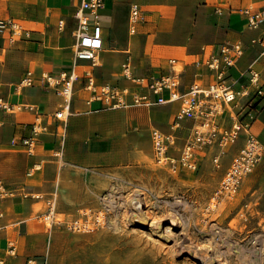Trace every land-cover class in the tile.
Here are the masks:
<instances>
[{
	"label": "crops",
	"instance_id": "1",
	"mask_svg": "<svg viewBox=\"0 0 264 264\" xmlns=\"http://www.w3.org/2000/svg\"><path fill=\"white\" fill-rule=\"evenodd\" d=\"M81 2L82 0H0V17L16 18L32 31L30 37L24 36L16 42L10 41L7 31L0 38V97L16 105L13 111L0 108V182H4L7 188V194L0 195V260L4 264H27L29 259H37L40 264L44 261L51 264L54 225L49 227L42 224L43 212L37 211L35 205L43 199L36 198L35 195H54L58 201L62 193L63 199L66 198L69 192L60 187L61 183L57 179L59 175L66 170H73L86 177L89 174L87 169L106 162L107 152H116L122 138L131 137L135 141V138L144 134L137 130L129 132L122 126L119 132H109L113 127L117 129L116 115L130 114V106L112 108L98 100L89 102L90 92L83 88L81 82L76 84L72 114L65 125V122L55 118L63 103V97L56 88L38 81L33 86L16 90L24 72L33 70L37 74L48 72L58 75L63 70H72L76 65V69L80 71L92 70L99 82H111L131 90L146 91L147 88L124 74L123 65L130 56L136 76H149L170 70V57L155 53L157 46L162 49L167 46L161 43L157 32L139 30L136 35L141 42V49L138 54L133 52V34L129 30L130 8L135 2L133 0H105L100 9L105 40V48L99 53L100 61L95 66L89 60L77 62L75 31L78 23L75 12ZM155 2L147 0V4ZM251 6L263 8L264 0L208 2L209 13L213 16L222 14L227 21L225 38L220 43L206 41L198 48L174 45L184 48L179 51H183L191 59L173 56L181 59L185 69L183 89L196 79L205 83L214 80L213 72L207 66H198L196 63L204 56L203 47L218 50L223 42L240 38L246 44V51L238 64L230 69V82L234 81L237 89L249 84L250 68L260 71L264 77L262 47L253 42L254 37L264 34V23L259 28L249 26L243 8ZM218 8L222 9L221 13L217 11ZM61 19L66 22L63 28L59 26ZM142 23H148L146 17ZM126 41L128 47L122 43ZM80 106L85 109H80ZM179 106V102H173L138 107L137 110L147 112L151 123L152 120L158 122L160 118L166 120L171 115L175 116ZM227 112L229 114L227 110L225 114ZM225 114L220 120L222 127ZM37 116H41L50 130L41 135L35 154H30L28 150L25 154L24 150L27 148L21 144H13L12 139L16 136H29ZM185 122L190 123L191 131L193 120ZM232 124L233 120L229 116L224 128H230ZM184 126L176 127L174 133L178 138ZM124 130L126 132H122ZM251 132L264 142V108L253 122ZM63 135L65 148L63 158L60 159L54 152L59 148ZM178 146L173 147L171 152L176 154ZM36 163L41 164V169L31 172ZM12 242L17 246L16 253L9 252Z\"/></svg>",
	"mask_w": 264,
	"mask_h": 264
},
{
	"label": "rangeland",
	"instance_id": "2",
	"mask_svg": "<svg viewBox=\"0 0 264 264\" xmlns=\"http://www.w3.org/2000/svg\"><path fill=\"white\" fill-rule=\"evenodd\" d=\"M133 1L146 10L148 23H142L139 30L157 32L161 43L167 45L165 49L156 47L155 53L160 56L183 57V51H179L182 48L174 45L198 48L206 41L220 43L225 38L227 21L222 14L211 15L207 4L227 0H155L152 4H147V0ZM122 43L128 47L127 41ZM132 43L133 52L138 54L141 42L136 34H133ZM138 107L143 106L132 105L128 108L130 114L116 115L117 129L113 127L109 132H119L122 126L129 132H144L142 137L135 141L131 137L122 138L114 154L107 152L104 164L86 168L89 171L86 177L73 170H66L57 177L60 187L68 189L69 196L63 199L60 193L57 201L56 217L64 222L53 223L50 263L204 264L203 259L212 254L223 264H264V160L241 181L231 196L214 198L250 133L242 131L235 142L225 146L215 143L200 149L196 169L175 170L156 159L152 132L160 129L174 133L176 128L172 125L177 120V112L169 119L160 118L150 123L147 112L137 110ZM228 117L227 112L223 128L228 124ZM185 121L179 124V127L185 125L180 138L174 133V145L177 147L179 143L174 155L181 153L189 137L186 136L190 123ZM24 152L27 154V149ZM135 197L144 202L141 211L149 212L145 225L134 221L138 209L130 200ZM84 208L95 213L102 211L105 214L103 223L95 225L91 231L69 230L66 222L80 217ZM35 209L44 213V200L36 203ZM171 218L176 219L175 224H171ZM154 219L160 223V226L159 223L154 225L160 231L154 234L156 238H150L148 233ZM41 222L51 227L45 217ZM168 225H171L170 231ZM152 239L161 242L155 243Z\"/></svg>",
	"mask_w": 264,
	"mask_h": 264
},
{
	"label": "built area",
	"instance_id": "3",
	"mask_svg": "<svg viewBox=\"0 0 264 264\" xmlns=\"http://www.w3.org/2000/svg\"><path fill=\"white\" fill-rule=\"evenodd\" d=\"M105 0H82L75 12L77 28L75 31V58L89 60L92 65L98 64V55L105 48L104 26L101 20L100 9ZM217 11L221 13L222 9ZM251 28H259L264 23V7L243 8ZM145 19V10L139 2H133L130 8L131 34H137L140 25ZM65 19L59 22L60 28L65 26ZM9 33L11 42L25 37H30L31 29L27 28L20 20L9 17H0V38L5 32ZM253 42L262 47L264 55V34L254 37ZM246 44L243 39L228 40L220 44L219 49H207L203 47L204 56L197 60L198 66L205 65L213 72L214 80L209 83L201 79L194 80L187 88L183 89V64L178 57L168 59L170 70L151 74L149 76H136L132 67L131 56L124 63V74L127 78L147 88L146 91L131 90L111 82H99L96 75L90 69L80 71L76 65L72 70H63L58 75L48 72L37 74L33 70H27L16 85V90L35 85L38 81L45 86L54 87L63 97L61 108L56 112L55 118L68 122L72 114V101L76 91V84L81 82L83 88L90 92L89 102L98 100L112 108L142 105L152 107L157 104L179 102L177 120L173 127H179L182 120H193L191 131L181 153L174 155L171 151L176 143L174 133L154 129L152 132L153 146L156 159L164 164H169L175 170L179 168L196 169L198 167V151L209 145L218 143L225 146L235 142L242 131L249 132V138L240 153L234 158L226 172L222 183L214 198L231 196L240 186L241 181L250 174L253 169L264 160V142L251 132L253 122L264 108V77L261 72L250 68V82L241 88L234 87V81L230 82V69L236 66L244 56ZM253 87L255 90H253ZM167 92V94H166ZM245 99V100H243ZM0 108L13 111L16 105L10 103L4 97H0ZM229 111L233 120L230 128H223L220 120ZM50 127L44 123L41 116H37L32 124V132L27 137H14L12 143L24 145L30 154H35L41 135L49 131ZM65 148V135L62 136L59 148L54 154L63 158ZM41 169V164L36 163L31 172ZM4 182H0V195L7 194ZM36 198L43 199L45 220L50 224L64 222L57 219V201L54 195L46 196L37 193ZM105 214L102 211L93 212L84 208L81 216L67 221V227L73 232L91 231L95 225L104 221ZM15 243L9 245V252L16 253ZM1 264L4 261L0 260ZM27 264H40L37 259H29ZM42 264H47L44 261Z\"/></svg>",
	"mask_w": 264,
	"mask_h": 264
},
{
	"label": "bare ground",
	"instance_id": "4",
	"mask_svg": "<svg viewBox=\"0 0 264 264\" xmlns=\"http://www.w3.org/2000/svg\"><path fill=\"white\" fill-rule=\"evenodd\" d=\"M183 53V57L185 56V54H184V52H182ZM182 57V56H181ZM98 58H99V55H98ZM85 109V108H84ZM118 200V199H117ZM180 200V199H179ZM118 202V201H117ZM130 203L133 205H135V208H137L138 210V212H136L135 214H134V218H135V220L134 221H136L138 224H140V225H145V223H147L148 222V217H149V212H148V210L146 211V210H144L143 209V212L141 211L142 210V207L144 206V202L142 201V199H140V198H132L131 200H130ZM108 206V205H107ZM153 218V217H152ZM172 219V218H171ZM179 219H180V217H179ZM182 221V220H181ZM175 222H176V219L175 218H173L172 220H171V224H175ZM159 222H157L156 221V219H154L153 220V223H151V229H150V232L148 233L149 234V237L151 238H156V237H154V234L155 233H157V232H159L160 230H159V228H155V224H158ZM43 224V223H42ZM39 225V224H38ZM44 226V225H43ZM158 226H160V223L158 224ZM173 226V225H172ZM205 228V227H204ZM167 230H171V225H168L167 226ZM219 230V229H218ZM146 231H144V233H145ZM138 233H140V232H138ZM143 233V232H142ZM147 233V232H146ZM225 233V232H224ZM157 234H159V233H157ZM165 234V233H164ZM217 234H219V233H217ZM137 235V234H136ZM141 235V234H140ZM139 235V236H140ZM206 235V234H205ZM167 236V235H166ZM240 236V235H239ZM84 237V236H83ZM94 237V236H93ZM148 237V238H149ZM258 237V236H257ZM89 237H87V239H88ZM86 239V240H87ZM92 239V238H91ZM90 239V240H91ZM135 239V238H134ZM160 239V238H159ZM153 240L155 243H157L158 241L159 242H161L160 240ZM162 239V238H161ZM238 239V238H237ZM89 240V239H88ZM151 240V241H152ZM144 241V240H143ZM136 242V241H135ZM264 242V241H263ZM262 242V243H263ZM226 243H228V242H226ZM157 245V244H156ZM182 245V244H181ZM164 246V245H163ZM175 246V245H174ZM262 246V245H261ZM227 248V247H226ZM251 248V247H250ZM173 249H175V248H173ZM178 249V248H177ZM247 249V248H246ZM246 249H244V250H246ZM172 250V249H171ZM170 250V251H171ZM216 250V249H215ZM151 251H153V250H151ZM167 252H168V250H166ZM173 251V250H172ZM243 251V250H242ZM192 251L190 250L189 251V253H191ZM213 252V251H212ZM222 252V251H221ZM249 252V251H248ZM253 252V251H252ZM156 253V252H155ZM158 253H159V251H158ZM165 253V252H164ZM171 253V252H170ZM206 253V252H205ZM235 253H236V251H235ZM161 253H159V255H160ZM187 254V253H186ZM231 254V253H230ZM260 254V253H259ZM147 256V255H146ZM156 256H158V255H156ZM163 256H165V255H163ZM172 256V255H171ZM171 256H170V258H171ZM189 256V255H188ZM262 256V255H261ZM149 257V256H148ZM151 257V256H150ZM167 257V256H166ZM169 257V256H168ZM223 257V256H222ZM158 258V257H157ZM190 258V257H189ZM149 259V258H148ZM194 259V258H193ZM228 259V258H227ZM232 259V258H231ZM234 259H236V258H234ZM245 259V258H244ZM262 259V258H261ZM163 260V259H162ZM165 260V259H164ZM163 260V261H164ZM191 260V259H190ZM229 260V259H228ZM240 260H241V258H240ZM167 261H168V259H167ZM166 261V262H167ZM192 261V260H191ZM221 261V260H220ZM154 262V261H153ZM157 262V261H156ZM160 262V261H159ZM233 262V261H232ZM165 263V262H164ZM192 263V262H191ZM203 263L204 264H223V263H218V258L217 257H214L212 254L211 255H209L207 258H204L203 259ZM228 263V262H227ZM261 263V262H260ZM160 264V263H159ZM172 264V263H171ZM197 264V263H196ZM235 264V263H234Z\"/></svg>",
	"mask_w": 264,
	"mask_h": 264
}]
</instances>
